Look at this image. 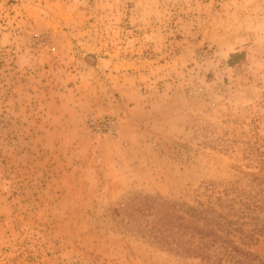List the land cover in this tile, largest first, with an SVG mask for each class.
<instances>
[{"label": "rangeland", "instance_id": "obj_1", "mask_svg": "<svg viewBox=\"0 0 264 264\" xmlns=\"http://www.w3.org/2000/svg\"><path fill=\"white\" fill-rule=\"evenodd\" d=\"M226 188L264 197V0H0V264H264V209L246 258L153 241Z\"/></svg>", "mask_w": 264, "mask_h": 264}, {"label": "trees", "instance_id": "obj_2", "mask_svg": "<svg viewBox=\"0 0 264 264\" xmlns=\"http://www.w3.org/2000/svg\"><path fill=\"white\" fill-rule=\"evenodd\" d=\"M243 55V52L232 53L229 58L230 64L235 63L236 59L242 58ZM231 191V188H226L221 195L215 197L216 200H208V202L197 200V204L176 203L173 205L174 214L164 212V215L158 219L160 227L152 228L155 229L151 230L154 233L153 241L169 243L170 239H175L177 234L180 236L189 234L188 241L191 242L189 246L185 242L177 243L174 247L168 244V247L164 246V248L175 250L183 255L201 257L203 260L216 258L214 262L223 261L229 256L235 257L236 254L245 258L251 255L252 252L240 244L241 234L239 233L244 231L246 223L242 217L264 209V197L262 202L260 197L256 200L242 194L233 196ZM262 192L264 189L258 193L264 196ZM147 202L149 204L148 200ZM148 208H150L149 205ZM263 226L264 224H255L258 231H261ZM242 239L245 240V236Z\"/></svg>", "mask_w": 264, "mask_h": 264}, {"label": "built area", "instance_id": "obj_3", "mask_svg": "<svg viewBox=\"0 0 264 264\" xmlns=\"http://www.w3.org/2000/svg\"><path fill=\"white\" fill-rule=\"evenodd\" d=\"M105 127H108L109 130L113 128V121L109 120L105 122Z\"/></svg>", "mask_w": 264, "mask_h": 264}]
</instances>
